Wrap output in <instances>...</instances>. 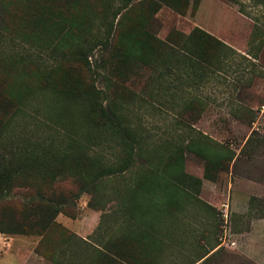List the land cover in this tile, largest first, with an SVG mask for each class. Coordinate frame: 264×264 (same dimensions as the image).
<instances>
[{
  "label": "rangeland",
  "instance_id": "1",
  "mask_svg": "<svg viewBox=\"0 0 264 264\" xmlns=\"http://www.w3.org/2000/svg\"><path fill=\"white\" fill-rule=\"evenodd\" d=\"M106 1L0 0V144L47 140L49 129L57 142L48 125L57 126L65 110L42 88V77L61 65L63 78L91 79L77 52L100 30ZM155 1L160 7L151 16L149 3L134 0L117 16L122 23L109 48L89 57L101 61L105 76L93 75L95 84L104 88L108 81L117 109L143 142L177 144L187 130L184 118L231 148L236 161L228 170L213 168L209 179L204 160L184 151L182 171L170 170L159 185L158 170L145 157L156 159L161 148L144 151L143 168L124 172L123 184V178L108 181L120 184L122 203L101 199L74 175L20 179L0 198V223L19 230L26 222L19 203L50 199L63 208L55 218L60 226L99 246L110 243L131 264H264V6L260 0ZM194 27L228 46L216 51L223 54L219 71L202 70L196 44L181 48ZM39 239L0 231V264H58L36 251ZM46 239L42 251L70 259L59 253L72 252L60 249L66 238L56 232ZM77 252L73 263H87L89 253Z\"/></svg>",
  "mask_w": 264,
  "mask_h": 264
},
{
  "label": "trees",
  "instance_id": "2",
  "mask_svg": "<svg viewBox=\"0 0 264 264\" xmlns=\"http://www.w3.org/2000/svg\"><path fill=\"white\" fill-rule=\"evenodd\" d=\"M132 1L107 0L100 30L87 41L83 48H79L77 53L85 61L83 65L87 67L91 75L89 81L83 84L77 76L68 74L67 78H63L61 65H57L50 71V74L42 77V88L54 92L56 102L67 111V114L65 111L60 112L61 119L58 120L60 122L57 126L48 125V129L52 128L56 131L57 142L51 140L55 136L49 129L45 137L48 138L47 140L39 139L20 145L0 144V198L20 179L30 180L33 177H41L50 179L52 182L60 175L69 174L78 178L83 185H91L101 199L110 200L117 197L122 203L123 193L120 191V184L116 185L117 183L113 182L107 185L108 181L112 182L115 178L121 181L123 178V184L126 178L122 176L124 172L136 166L143 168L145 165L142 162L139 163V158L142 157L144 151L146 154L154 155L159 152L160 148L164 156L160 152L156 159L155 156L153 159L149 156L145 157L146 163L152 164L153 162L152 167L158 170V173L154 174L159 185L161 182H166L167 176L170 177V170L182 171L184 151L192 152L204 160V177L209 179L215 177L211 175L213 168L228 170L230 164L236 161L235 152L231 148L214 141L206 133L194 128L191 123H185L184 118L182 123L187 130L185 129V135L177 144L163 143L167 147L164 149L152 143L143 142L136 137L135 127L126 115L121 114L117 109L111 97L108 81L104 88L95 84L96 75L102 76L103 79L105 76L101 71V61L94 58L91 62L89 57L94 56L96 51L109 48L113 32H117L122 23V17L117 18V16L123 10L127 11L132 6ZM134 1L141 4L149 3L150 16L160 7L155 0ZM260 1V4L264 6V0ZM195 44L196 52L194 50L193 53L203 62L202 64H205L201 66L202 70L205 72L219 71L218 64L221 62L219 57L223 54H218L216 51L221 53L228 46L199 27H194L190 31L182 42L181 48L189 50L190 46ZM251 47L247 53L250 54L253 51L252 57H255L259 46ZM17 55V52H13L12 57L17 58ZM64 117L65 119L61 122ZM252 137L253 133L248 136L245 144L249 143ZM145 147L148 148L145 149ZM46 201L45 204H41L42 202L38 204L19 203L16 210L26 222L18 224L19 230L5 227L0 223V231L40 235L35 246L36 251L55 259L58 264H74L73 257L80 254L77 252L78 248L89 253L88 262L83 264H131L125 253L113 248L110 243L99 246L95 241L82 238L60 226L55 218L59 212L63 211L61 203H55L50 199ZM101 226L102 223L98 225L96 233ZM15 227L17 226L12 228ZM56 232L60 234V237L66 238L62 240L63 244L60 249L72 251L59 252L60 256L68 253L71 256L70 259L59 260L54 258L56 252H52L53 250L42 251L43 242Z\"/></svg>",
  "mask_w": 264,
  "mask_h": 264
},
{
  "label": "crops",
  "instance_id": "3",
  "mask_svg": "<svg viewBox=\"0 0 264 264\" xmlns=\"http://www.w3.org/2000/svg\"><path fill=\"white\" fill-rule=\"evenodd\" d=\"M205 185V184H204ZM83 238H85V237H83Z\"/></svg>",
  "mask_w": 264,
  "mask_h": 264
},
{
  "label": "built area",
  "instance_id": "4",
  "mask_svg": "<svg viewBox=\"0 0 264 264\" xmlns=\"http://www.w3.org/2000/svg\"><path fill=\"white\" fill-rule=\"evenodd\" d=\"M233 243V242H232Z\"/></svg>",
  "mask_w": 264,
  "mask_h": 264
}]
</instances>
